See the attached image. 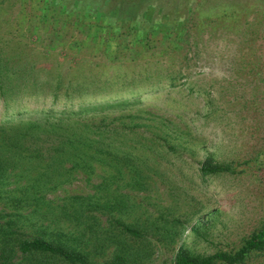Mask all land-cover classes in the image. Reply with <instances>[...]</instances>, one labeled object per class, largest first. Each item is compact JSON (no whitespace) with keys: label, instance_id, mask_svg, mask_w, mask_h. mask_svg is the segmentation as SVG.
<instances>
[{"label":"trees","instance_id":"obj_1","mask_svg":"<svg viewBox=\"0 0 264 264\" xmlns=\"http://www.w3.org/2000/svg\"><path fill=\"white\" fill-rule=\"evenodd\" d=\"M43 3L64 14L70 7L84 4L80 0ZM127 3L137 8V14L133 19L125 15L119 18L118 26L125 25L129 37L124 39L117 25L119 40L115 42L107 36V44L112 43L115 50L126 44L145 49L150 46L148 39L152 35L164 36L177 46L184 30L190 29V22L201 25L214 17L232 18L252 9L264 12V0ZM117 4L110 3L106 8V15L112 19L120 15ZM158 4V17L153 18ZM87 11L95 13L94 9ZM0 12L4 11L0 8ZM246 36L242 32V40ZM25 38L28 43L26 34ZM183 43L188 46L190 41L185 37ZM19 44L0 35V264H150L157 249L174 248L184 221L156 203L157 199L150 201L144 196L138 201L131 194L150 190L149 171L153 169L147 151L158 152L166 147L175 151L182 144L178 135L173 142L169 140L170 133L163 124L153 123L152 119L138 121L145 119L144 113L150 116L149 112L130 109L136 104L134 95L140 89L158 87L159 81L126 85L120 82L119 86L117 80L99 79L102 73L98 72L86 82H64L60 74H51L50 68L27 61L25 43L21 47ZM45 50L40 48L42 53ZM255 57L254 62L245 63L249 75L255 74L257 78L253 79L259 84L264 78L258 77L261 72L256 69L258 56ZM175 84V77H170L167 85ZM39 95H48L52 101L60 96L64 101L76 98L79 106L75 110L30 116L21 100ZM137 127H144L148 136L138 134ZM259 156H264V147L241 161L259 160ZM233 160L219 163L205 158L198 170L201 176L231 173L235 171ZM77 174L86 181L94 175L98 178L91 185V193L47 196L70 184ZM192 232L198 230L192 227ZM165 262L264 264V221L231 248L191 253L176 245L170 258L161 264Z\"/></svg>","mask_w":264,"mask_h":264},{"label":"rangeland","instance_id":"obj_2","mask_svg":"<svg viewBox=\"0 0 264 264\" xmlns=\"http://www.w3.org/2000/svg\"><path fill=\"white\" fill-rule=\"evenodd\" d=\"M43 1L0 0L4 11L0 12V35L4 40H17L18 47L25 43L27 61L50 68L51 74H60L64 82H86L98 72L102 73L99 79L117 80L119 86L120 82L159 81L158 87L138 88L136 104L130 109L149 112L150 116L144 113L145 119L138 121L152 119L163 124L170 133L169 140L173 142L178 135L182 147L173 151L155 146L158 152L147 151L153 169L149 171L150 190L131 194L138 201L144 196L150 201L157 199L156 203L184 221L173 247L211 253L237 245L258 227L264 221V156L247 163L241 159L253 157L264 147V82L258 84L245 63L254 62L258 56V77L264 78V12L252 9L232 18L214 17L201 25L190 22L177 46L164 36L152 35L145 49L129 46L124 40L127 46L115 50L112 43L107 44V36L117 42L119 27L124 39L129 37L125 25L118 26L121 15L133 19L137 14L135 6L126 5L129 0H80L84 4L70 7L65 14ZM110 3H118L120 15L115 19L105 13ZM159 5L153 18L158 17ZM88 9L95 13H88ZM242 32L248 34L245 40ZM185 37L190 41L188 46L183 43ZM41 47L46 52H40ZM172 76L176 84L169 87ZM61 98L52 101L48 95L26 96L21 104L33 117L79 106L76 98ZM1 112L0 100V118ZM143 129L136 130L148 136ZM205 158L219 163L236 159L235 171L201 176L198 168ZM97 181L95 175L86 181L77 174L70 184L47 196L91 193V185ZM192 227L198 232H192ZM174 248L157 249L150 264L168 260Z\"/></svg>","mask_w":264,"mask_h":264}]
</instances>
